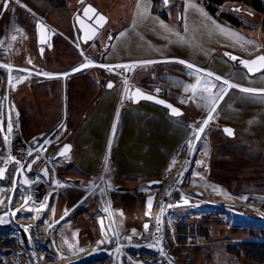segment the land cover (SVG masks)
<instances>
[{
    "label": "rangeland",
    "instance_id": "1",
    "mask_svg": "<svg viewBox=\"0 0 264 264\" xmlns=\"http://www.w3.org/2000/svg\"><path fill=\"white\" fill-rule=\"evenodd\" d=\"M55 1L58 4H64V0H47L48 3ZM79 1L74 0L73 4ZM95 1L99 2L100 0ZM118 1L123 7L121 10L123 18L121 37H170V40L174 39L175 41V46L171 50L172 56L201 61L205 58L204 53L207 52L202 48L205 37H221L224 43L227 41L236 42L240 51L250 42L247 49L248 55L264 51V12L254 9L240 0H228L221 4L215 3L213 0H168L169 4L166 5L161 4L162 0H157L159 6H156L153 0ZM138 4L139 8L137 7L135 16L133 14L130 16V12H134V8ZM208 4L211 8L208 7ZM239 6L244 10L238 9ZM19 11L21 12L20 20L25 19L24 8L20 7ZM7 15V22L4 26H0V95L7 93V83L15 82V77H22L21 72L30 73V77L20 83L19 89L10 95V100L17 109L19 131L11 132L8 147L10 154H13L14 159L18 161L33 159L30 168L28 167L24 173L23 186L27 184L25 180L29 182L32 177L38 175V170L42 168L43 170L46 168L50 175L55 176V179L58 178L64 182L57 190L48 188L46 191L50 195L44 202L47 205L48 219H55V221L62 220L66 212L70 213L73 210V213L69 214L68 220H65L72 227L70 225L64 227L66 231H69L68 228H72L73 233L67 232L68 244L58 246L62 252L65 254L75 253L78 256L77 259L82 260L85 255L94 253L93 247L107 243L105 245H110V251L103 254L104 257L102 254L99 256L107 260L109 264H264L250 259L245 254L228 250L229 245H238L245 240L264 239V235L254 234L255 231L264 230V224L237 220L232 217V211H224L221 208L210 210L205 207L206 205L198 209L192 206H180L176 208L170 221L165 223L164 227L161 226L163 205L167 200L174 198L176 189L170 188L163 196L157 190L163 188L165 182H170L173 175L169 174L167 170L148 171L143 169L130 173L117 164H113L114 155L119 150L117 146L120 141L122 142V139H119L118 130L116 132L113 129L110 141L108 140L105 130L99 128L106 124L100 120L101 115L94 111L95 108L78 130L72 152L70 153V148L65 149L66 145L70 146V133L72 127L75 126L65 114L72 104L71 91L67 85L65 89L63 86L57 85L54 77L60 68L51 62L45 63L34 33L27 37V33L21 32L20 25L10 24V15H12L10 11L7 12ZM132 16H134V20H132ZM231 18L238 22L233 23ZM161 21L167 25V28L161 26ZM221 22L232 29L223 27ZM13 28L17 30H10ZM15 33H18V36L13 40L12 36ZM233 33L237 35H233ZM247 37L249 38L247 39ZM252 38H256L258 42ZM178 42L185 48L179 46ZM29 60L33 63H29ZM80 60L85 61L84 65L88 64V61L92 62L85 56ZM136 61H131V63ZM3 65L8 67H3ZM89 66L88 64L87 67ZM214 68L220 72L219 74H222V78L224 77L232 84L238 85L246 80L245 74H241V72L235 74L233 67H229L231 71L229 73L227 72L228 66H224L220 62H218V67L214 66ZM74 69L76 68L67 70L64 75L75 73ZM7 70L10 73H16L15 77L9 79ZM44 73L50 75H44ZM59 74L62 73L59 72ZM254 81L259 83L257 80ZM222 82L223 80H221V84ZM261 84L264 85V81H261ZM253 86L261 88L256 84ZM235 95L236 91H233L231 97H227L216 105V112L213 113L214 119L209 122L204 133L201 134V136H206L208 146L210 144V153L205 159L208 167H204L203 171L210 181H213V178L220 179L224 169H220L219 164L223 161L227 167L235 170L234 173V170H231L227 174L228 180H232V186L226 188L223 185V188L234 193L264 195V149L261 150L258 147V145H264L262 96L251 95L244 100H235L237 101L235 102L232 101ZM244 103L246 105H243ZM242 106L246 108H242ZM189 107L191 111L189 115L190 128L187 129L185 125L177 127L175 131L177 144L185 143L191 132L198 129L208 116V107H200V109L191 105ZM220 115H233L235 118H244L248 121L246 125L250 127L251 132L256 133L255 143L253 141L249 144L254 149L252 154L235 155L232 153L226 156L221 152V147L225 152L229 150L227 144H231L233 139L222 132V134L217 133L220 128L218 121ZM179 132H181V136ZM186 133L188 135L184 140ZM216 133L217 136L218 134L222 136L220 145L225 144L227 147L219 146ZM50 141L49 150L40 152V148ZM191 141L194 146L192 148H195L199 141L195 140L194 135ZM184 143L181 144L178 152L181 151ZM176 155L179 156V153ZM111 159L112 163H110ZM156 172L163 174L162 177L156 179L161 182L159 185H152L151 180H145V177L138 176ZM39 186L40 184H32L30 190ZM146 188H153L156 191L149 192L146 191ZM150 195L153 197L154 216L140 217L138 213L142 214L149 208L147 197ZM196 196L201 198L197 193ZM104 199L107 200L106 208L112 212L113 225L103 233L99 226V218L94 214L103 209ZM254 202H257V198ZM87 203L88 208L85 206ZM233 208L238 209L237 207ZM43 220L46 221L47 218H43ZM146 220L156 222L154 231L159 228L157 238L152 239L151 235L143 232V224ZM17 226L13 222L0 223V264H49V259L45 261L43 259V252L47 249L46 244L32 239V237L35 238V230H25ZM204 230L207 232L206 235L202 232ZM103 234L109 237L108 242L102 241ZM63 235L64 232L60 236ZM161 250L163 254H161ZM35 255L36 258H34ZM75 255L70 259L76 257ZM100 257L95 256V253L89 255V259L93 260Z\"/></svg>",
    "mask_w": 264,
    "mask_h": 264
},
{
    "label": "crops",
    "instance_id": "2",
    "mask_svg": "<svg viewBox=\"0 0 264 264\" xmlns=\"http://www.w3.org/2000/svg\"><path fill=\"white\" fill-rule=\"evenodd\" d=\"M12 1L18 9L20 7L24 8V15L28 16L30 14L35 18L37 25L36 38L39 42L41 56L45 58V63L51 62L57 65L60 57H70L62 48H64L63 44L69 40L67 36L75 34L77 36L75 39L81 44L83 51L79 50L75 55V58L78 57L76 59L78 63L84 61L80 60V58L85 55L91 60L103 61L104 65H107V63L109 65V67L90 65L86 69L82 67L71 75L67 73V75H64L66 70H61L59 72L62 74L58 72L54 77L58 86H63L65 89L67 85L71 91L72 104L65 113L68 120L75 125L70 133V146L68 145L70 153L75 146L74 139L78 130H80L83 122L89 118L94 108V111L101 115L100 120L103 124H106V126L99 128L105 130L106 137L110 141L115 115L118 110L120 112L122 107L119 115V139H122V142L120 141L117 146L120 153L118 154L119 150L116 151L113 164H117L123 170L130 171V173L143 169L148 171L167 170L171 159L178 153L181 144L184 143L180 142L177 144L175 141L177 127L185 125L187 129L190 128L189 115L191 111L189 106H195L197 109L206 107L198 96L190 99L193 96L192 92L190 90L185 91L187 85L196 82L197 75L204 78L206 73H196L195 69L188 68L187 64L180 63V61H186L198 69H205L213 73L214 76L208 77L210 81L217 85L213 92L218 91L221 85V81L215 80V76L221 77L222 75L214 68V66L218 67V62L228 66V68H235V74L240 72L245 74V82L238 84L239 88L228 89L218 104L227 97H231V93L236 91L232 101L244 100L251 95H260L264 106V93L241 91L242 88L264 89V85L261 84V81H264V72L250 75L244 68L237 67L231 59V55L234 54L251 57L258 53H264V51H258L255 54L248 55L247 49L250 43H247L245 48L240 51L236 42L227 41L224 43L221 37H205L204 46L202 47L207 51L206 54L204 53L205 58L201 61H191L184 57L171 55L175 41L174 39L170 40V37H121V21L123 19L121 10L123 7L118 0H100L101 2L80 0L75 2V4H73L74 0H66L62 6L57 7H55L56 5L52 6L47 0H19V3L16 0ZM163 3L165 5L169 4L165 0H162L161 4ZM89 6L95 9V12H89L85 15L84 9ZM137 7L138 5L135 6L134 12H130V16L132 14L135 16ZM101 15L105 17L103 21L99 19ZM134 16H132V20H134ZM220 24L223 27L232 29L223 22ZM38 25H42L44 33L46 32L47 37H44L43 42H45L44 46L47 45L48 47L44 48L42 45L41 32ZM93 32L95 33L94 35H92ZM56 34H60L62 37H56ZM89 35H92L91 39H87ZM111 35L112 37H110ZM70 38L73 39L74 37ZM252 39L258 42L256 38ZM178 45L183 47L180 42H178ZM135 60L137 61L127 64L129 69L120 68V70H116L111 67V63L116 61ZM141 61H153V63H138ZM132 65L135 66L132 67ZM227 72H231L230 68L227 69ZM223 80L226 79L223 77ZM254 80L259 83H255ZM109 82L112 83L113 87H108ZM255 84L261 88L253 86ZM156 87L162 89L165 95L160 96L155 90ZM137 89L144 96H152L154 99L148 100L144 97L135 96ZM158 100H163L165 103H157ZM239 103L241 104L242 102ZM168 105L179 109L181 114L178 116L174 115ZM243 105L246 104L244 103ZM242 108L246 107L242 106ZM218 121L220 128L217 133L222 132L233 139L231 144H227L229 150L225 152L221 147V152L225 153L226 156L232 153L235 155H249L254 152L253 146L249 144L253 143V141L255 143L256 133L251 132L250 127L246 125V122H248L246 119H238L233 115H220ZM226 130H230L231 134ZM179 134L181 136V132ZM221 134H218L216 138L219 146H224L225 144L220 145L222 141ZM187 135L188 133H186L184 140ZM258 147L261 150L262 148L264 149V145H258ZM110 163H112V159ZM219 167L224 169L220 175L221 178H213L212 180L217 184L224 185L226 188L232 186V180H228L227 174L234 169L227 167L223 161L219 164ZM210 173L211 175L213 174L212 171ZM162 175L156 172L138 176L145 177V180H151L153 184Z\"/></svg>",
    "mask_w": 264,
    "mask_h": 264
},
{
    "label": "bare ground",
    "instance_id": "3",
    "mask_svg": "<svg viewBox=\"0 0 264 264\" xmlns=\"http://www.w3.org/2000/svg\"><path fill=\"white\" fill-rule=\"evenodd\" d=\"M14 36L17 38V35ZM11 73L8 71L7 76L9 79L14 78L16 75V73ZM20 74L22 77H15V82L11 84L7 83V93L5 92V95H0V169L4 170L2 175H0V223L13 222L18 225V228L35 230V238L32 237V239L41 244H46L45 247L47 249L43 252V259L44 261L49 259V264H87V262H89L88 264H109L107 260L102 259L105 253L110 251L111 248L110 245H105L107 243L93 247L95 256L98 255L100 257L99 255L104 254L102 258L100 257L101 259L97 258L94 260L92 258L89 259V255H94L93 252L85 255L81 260L77 259L78 256L75 253L65 254L58 247L65 246L69 243L67 232L72 234L73 231L72 228H68L69 231H66L64 227L66 225L72 227L65 220H68V216L73 213V210L70 213L66 212L62 220L55 221V219H48L46 215L47 205L44 202L48 198L47 196L50 195L46 190L48 188L57 190L64 184L63 181L58 180V178L55 179V176L53 174L50 175L48 171L47 175H45L44 170L46 168L44 170L42 168L38 170L39 173L36 177H32L25 186L22 185L24 173L28 167L30 168L33 159H26L23 162L21 160L18 161L14 159L15 156L13 154H10L8 147L11 132L14 130L17 131L19 127L17 122V109L11 102L10 95L19 89L20 83L25 82L30 77V73L28 72L27 74L21 72ZM9 123L12 125L11 131L8 130ZM116 132L115 134H118ZM193 135L194 132H191V135L182 146L181 151L178 152L179 156L175 155L168 165L167 171L173 175L170 181L171 183L165 182L164 187L157 190L163 196L164 194L166 195L170 188L176 189L174 198L167 200L163 205L161 226L164 227L165 223L170 221V217L176 208L180 206H192L198 209L203 205H206L205 207L210 210L221 208L224 211H232L233 218L242 220L243 222L245 221L246 223L264 224V195L230 192L229 189L223 188L222 185L210 181L203 171L204 167H208V163L205 160L209 155L208 141L206 136H201L197 146L190 150L188 143ZM32 184H40V186L34 190H30ZM146 191L153 192L156 190L146 188ZM196 193L201 198L196 196ZM255 198H257L256 203L254 202ZM106 203L107 200L104 199L103 209L94 214L95 217L99 218V226L103 233L107 232L109 227L113 225L111 221V218H113L112 212L106 208ZM152 205L153 203L142 214L138 213L139 216L143 218L154 216V208H152ZM85 206L88 208V203ZM233 207H237L238 209L235 210ZM43 218H47V220L45 221ZM63 221L64 223H62ZM145 225H147V228H145ZM155 225L156 222L153 220H146L143 224V232L151 235L152 239L154 237L157 238V230L154 231ZM63 232L64 235L61 237L60 235ZM103 236V242L110 240L105 234ZM76 240L75 238V242ZM73 255L76 257L70 259ZM34 258H36V255Z\"/></svg>",
    "mask_w": 264,
    "mask_h": 264
},
{
    "label": "snow or ice",
    "instance_id": "4",
    "mask_svg": "<svg viewBox=\"0 0 264 264\" xmlns=\"http://www.w3.org/2000/svg\"><path fill=\"white\" fill-rule=\"evenodd\" d=\"M16 2L19 3V0H16ZM4 6H5V8H7V0H4ZM138 8H139V4H138ZM89 12H95V9H93L91 6H89V7L84 9V14L85 15H87ZM204 15H206V14H204ZM99 19L101 21H103L105 19V17H103L101 15L99 17ZM160 23H161L162 27L167 28V25H164L162 21ZM38 27L41 29V42H43L44 41L43 26L42 25H38ZM94 34L95 33L93 32L92 35H94ZM92 35H89L87 37V39H91ZM233 35H237V34L233 33ZM12 39L15 40L16 37L13 36ZM248 43H250V42H248ZM233 59H235V57H233ZM259 60L261 62H264V57H260ZM29 63H31L30 60H29ZM91 63H92L91 61H88V64H91ZM138 63L148 64V63H153V61H141V62H138ZM180 63L187 64L188 68L195 69L196 73H206V76L204 78H201L200 75H197L196 82L193 83V84L187 85L185 87V91H189L190 90L192 92V94H193V96L190 97V99L191 98H195V97L198 96L199 100L203 101L204 105L206 107H208V110H209L208 111V116H207L206 119L203 120L202 125L198 129L194 130L195 140L199 141V139L201 137V134L204 133L205 128L208 126L209 122L212 119H214L213 113L216 112V105L219 103L220 100L223 99V94L226 93L228 89L239 88L240 86L236 85V84H232L228 80H223V78L220 77V76H215V80L216 81L223 80V82L219 86L218 91L213 92V89L217 88V85L208 79V77L214 76L213 73L208 72L205 69H198V68H196V66L188 64V62H186V61H180ZM242 63H244L245 66L248 67V70L250 72L256 70V69H254L252 67V65L255 64L256 61H252L251 64L248 61H243ZM88 64L81 65V67H87ZM102 66L103 67H109L107 65H102ZM134 66L135 65H132V67H134ZM3 67H8V66L7 65H3ZM116 67L127 68L128 66L127 65H123V66L122 65H117ZM261 67H264V63L261 64ZM77 70H79V69H74L73 71H77ZM109 70H111V69L109 68ZM44 75H50V74L49 73H44ZM108 87L109 88L113 87L111 82H109ZM126 91H127V89H126ZM241 91L247 92V93H256V92L264 93V89H259L258 90V89H252V88H242ZM135 96L144 97L145 99H148V100L154 99L152 96H144V94L141 93L139 89L136 90ZM157 103L164 104L165 102L163 100H158ZM168 107L171 108V111H172V113L174 115L178 116V115L181 114L179 109H176V108L172 107L171 105H168ZM11 129H12V125H11V123H9L8 130L11 131ZM226 131H229V134H231L230 130H226ZM68 147L69 146L66 145L65 149H67ZM188 147H189L190 150L193 147V142L191 140L188 143ZM105 167H107V165H105ZM3 171H4L3 169H0V175H2ZM44 174L47 175V170H44ZM25 183H28V181L25 180ZM101 191H103V189H101ZM151 199L152 198L149 197V205L151 204ZM245 199H246V197H245ZM145 228H147V225H145ZM157 230L159 231V228ZM161 254H163L162 250H161Z\"/></svg>",
    "mask_w": 264,
    "mask_h": 264
},
{
    "label": "flooded vegetation",
    "instance_id": "5",
    "mask_svg": "<svg viewBox=\"0 0 264 264\" xmlns=\"http://www.w3.org/2000/svg\"><path fill=\"white\" fill-rule=\"evenodd\" d=\"M64 2H66V0H64ZM166 2V0H165ZM50 4L52 6H62V3H57L55 2H50ZM240 7V6H239ZM243 8L240 7V10H242ZM244 10V9H243ZM10 11L12 15H10V24H17L20 25L22 27V29L20 28L21 32H25L27 33V37H29L31 33H34V35L36 36V31H37V25H36V20L33 16H31L30 14L28 16H25V19L22 18V20H20V16H21V12L19 11L18 7L16 6V4H14V2L12 0H7V8H5L4 6V0H0V26H4L5 23L7 22V12ZM10 30H17L16 28L10 29ZM41 32V29H39ZM11 33V31H10ZM46 33V32H45ZM44 33L43 30V34L44 37H47V35ZM18 33H15L14 35H17ZM18 36V35H17ZM56 37H62L60 34H56ZM69 37L68 41L66 43H64V48H62V50L65 53H68L70 55V57H65L62 58L60 57V60L58 62V66H59V71L61 70H70L71 68L75 67L76 69L78 68L77 66L80 65H84L85 61H83L82 63H78V60H76L75 55L77 53V51H79L78 47H77V43L78 41H76L75 37H77L75 34H73L72 36H67ZM70 37H74L73 39H71ZM112 37V35L110 36ZM45 42H42V45L44 46ZM48 47L47 45L44 46ZM75 53V54H73ZM85 56V55H84ZM80 64V65H79ZM89 65H104L103 61H96L93 60V62ZM107 66L108 63H107ZM115 68V67H114ZM121 67H116V70H120ZM58 71V72H59ZM78 71V70H77ZM74 71V72H77Z\"/></svg>",
    "mask_w": 264,
    "mask_h": 264
},
{
    "label": "trees",
    "instance_id": "6",
    "mask_svg": "<svg viewBox=\"0 0 264 264\" xmlns=\"http://www.w3.org/2000/svg\"><path fill=\"white\" fill-rule=\"evenodd\" d=\"M213 1L215 3L221 4L228 0H213ZM240 1L248 4L254 9L264 12L263 0H240ZM154 2H155V5L157 6L158 5L157 0H154ZM208 7L211 8L210 4H208ZM231 21L233 23L238 22L237 20L233 18H231ZM202 232L204 233V235H206L205 233H207L205 230ZM254 234L264 235V230H261L260 232L255 231ZM228 250L234 253H238V254H245L250 259L264 263V239L263 240H258V239L245 240L241 244H238V245H229Z\"/></svg>",
    "mask_w": 264,
    "mask_h": 264
},
{
    "label": "water",
    "instance_id": "7",
    "mask_svg": "<svg viewBox=\"0 0 264 264\" xmlns=\"http://www.w3.org/2000/svg\"><path fill=\"white\" fill-rule=\"evenodd\" d=\"M167 1H168V0H166V2H167ZM238 9H240V7H238ZM233 57H235V59H233ZM260 57H264V53H258V54L254 55V56H251V57H244V56L237 55V54L231 55V59H232V61L235 63V65H236L237 67L244 68L245 70L248 71V73H249L250 75H255V74H257V73L264 72V67H261V64L264 63V62H261V61L259 60ZM243 61H248L250 64H251L252 61H256V63L252 65V67H253L254 69H256V70L250 72V71L248 70V67L245 66L244 63H242ZM160 183H161L160 181H155L153 184L159 185ZM153 184H152V185H153ZM149 197L153 198L152 195H150V196L147 197V203H148V205H149ZM151 200H152V199H151Z\"/></svg>",
    "mask_w": 264,
    "mask_h": 264
},
{
    "label": "built area",
    "instance_id": "8",
    "mask_svg": "<svg viewBox=\"0 0 264 264\" xmlns=\"http://www.w3.org/2000/svg\"><path fill=\"white\" fill-rule=\"evenodd\" d=\"M263 4H264V0H263ZM77 47H78V49L80 50V51H82V48H81V45L79 44V42L77 43ZM92 62H93V60H92ZM131 63V61H116V62H113V63H111V67H115L116 68V66L117 65H127V64H130ZM79 68H82V67H79L78 66V68L77 69H79ZM83 68H85L86 69V67H83ZM122 69H127V68H124V67H121ZM85 69H83V71H85ZM155 90H156V92L160 95V96H164L165 95V92L162 90V89H160L159 87H156L155 88ZM116 120H115V123H114V128L113 129H115L116 131L118 130V133H119V125H120V122L118 121L119 120V110H118V113H117V115H116V118H115ZM51 146V141L50 142H48V144L47 145H45V146H43V147H41L40 148V152H47L48 150H49V147Z\"/></svg>",
    "mask_w": 264,
    "mask_h": 264
}]
</instances>
